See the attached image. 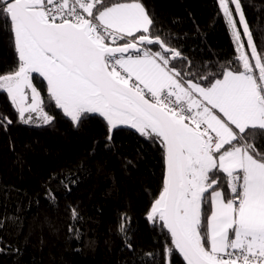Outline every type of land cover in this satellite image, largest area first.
<instances>
[{"label":"snow or ice","instance_id":"1","mask_svg":"<svg viewBox=\"0 0 264 264\" xmlns=\"http://www.w3.org/2000/svg\"><path fill=\"white\" fill-rule=\"evenodd\" d=\"M218 3L243 70L201 75L177 67L185 58L152 35L155 21L139 2L0 0L18 58L0 74V91L21 122L54 120L34 84L42 78L74 125L98 114L109 140L123 125L162 147L163 186L147 219L170 236L165 264L173 250L185 264H264V52L241 0ZM11 123L0 117V127Z\"/></svg>","mask_w":264,"mask_h":264},{"label":"trees","instance_id":"2","mask_svg":"<svg viewBox=\"0 0 264 264\" xmlns=\"http://www.w3.org/2000/svg\"><path fill=\"white\" fill-rule=\"evenodd\" d=\"M143 5L165 42L185 58L177 67L201 75L239 67L218 0H125ZM113 0H105L110 4ZM264 52V0H241ZM153 51L158 45L150 46ZM13 38L0 25V74L17 67ZM34 81L50 124L20 121L0 91V264H165L170 236L147 212L163 186L161 146L135 130L88 114L74 125ZM72 209L77 218L73 219ZM171 264H185L173 250Z\"/></svg>","mask_w":264,"mask_h":264},{"label":"rangeland","instance_id":"3","mask_svg":"<svg viewBox=\"0 0 264 264\" xmlns=\"http://www.w3.org/2000/svg\"><path fill=\"white\" fill-rule=\"evenodd\" d=\"M232 8H233V11H234V6H231ZM235 19H236V21H237V27H238V29L241 31V33H242V29L241 28H239V18H238V16H236L235 17ZM226 20V19H225ZM226 23H227V21H226ZM228 25V24H227ZM228 28H229V31H230V34H231V36H232V38H233V41H234V37H233V35H232V30H231V28L228 26ZM242 39H243V41H244V43H245V50L248 52V54H249V56H250V50H248L247 49V40H246V38H244L243 37V35H242ZM235 44V43H234ZM236 46V45H235ZM252 63H253V65H254V61H252ZM257 76H258V70H257Z\"/></svg>","mask_w":264,"mask_h":264},{"label":"water","instance_id":"4","mask_svg":"<svg viewBox=\"0 0 264 264\" xmlns=\"http://www.w3.org/2000/svg\"><path fill=\"white\" fill-rule=\"evenodd\" d=\"M42 79V78H41ZM45 84H46V82H44ZM96 115H98V114H96ZM99 116V115H98ZM121 126H123V125H121ZM123 127H127V126H123ZM127 128H129V127H127ZM131 129V128H130ZM134 130V129H133ZM164 171H165V165H164ZM163 178H164V176H163ZM182 257V256H181Z\"/></svg>","mask_w":264,"mask_h":264},{"label":"crops","instance_id":"5","mask_svg":"<svg viewBox=\"0 0 264 264\" xmlns=\"http://www.w3.org/2000/svg\"><path fill=\"white\" fill-rule=\"evenodd\" d=\"M132 2H136V1H132ZM243 69H241V71H242Z\"/></svg>","mask_w":264,"mask_h":264}]
</instances>
